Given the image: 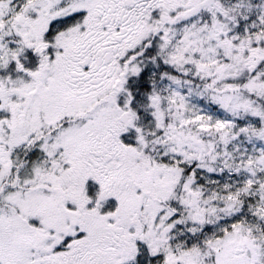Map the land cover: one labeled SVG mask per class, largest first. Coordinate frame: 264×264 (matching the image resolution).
<instances>
[{
	"label": "snow or ice",
	"instance_id": "obj_1",
	"mask_svg": "<svg viewBox=\"0 0 264 264\" xmlns=\"http://www.w3.org/2000/svg\"><path fill=\"white\" fill-rule=\"evenodd\" d=\"M0 264H264V0H0Z\"/></svg>",
	"mask_w": 264,
	"mask_h": 264
}]
</instances>
